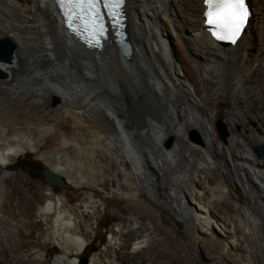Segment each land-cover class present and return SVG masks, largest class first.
<instances>
[{
  "label": "bare ground",
  "instance_id": "bare-ground-1",
  "mask_svg": "<svg viewBox=\"0 0 264 264\" xmlns=\"http://www.w3.org/2000/svg\"><path fill=\"white\" fill-rule=\"evenodd\" d=\"M246 1L249 15L241 35L234 44H222L204 23L202 0H125V39L130 47L125 56L112 34L99 51L80 46L65 28L56 0H0V37L7 36L16 45L10 62L0 60L7 77L0 80V90L17 84L21 94L28 83L36 95L53 91L61 103L69 97L76 105L69 108L65 102V110L52 113L46 103L0 104V264H76L94 236L104 196L113 193L128 197L135 211L115 224L108 243L91 255L89 264H187L168 231L140 221L145 214L140 212L145 209L141 192L157 206L173 207L172 202L179 211L184 206L208 228L215 225L223 232L227 226L235 246L240 226L260 239L251 207L240 212L230 202V211H219L210 205L213 197L224 202L229 192L226 180L213 186L208 175L211 166L223 161L233 181L256 188L254 203L264 208V155L255 151L264 145V0ZM46 83L50 85L44 88ZM225 88L234 91L236 108L229 122L231 133L223 143L214 126L218 109L213 101ZM142 97L151 100L158 115L145 114L144 126H136L126 113L129 104ZM179 102L184 105L182 120ZM242 106L254 108L252 119L240 111ZM95 109L105 118L106 130L85 120ZM53 117L58 119L54 124ZM67 121L75 123L69 133L64 132ZM237 124H242V132L235 130ZM189 127L197 128L202 138L192 133L191 140ZM49 137L56 140L55 146L40 151ZM167 138L183 148L177 180L184 182V201L178 199L174 186L170 201L160 197L150 169L151 163L163 171L164 162L176 155V149L162 146ZM69 145L75 157L68 155ZM26 152L86 191L85 196L69 203L42 183H36L32 192L25 191L26 175L6 169Z\"/></svg>",
  "mask_w": 264,
  "mask_h": 264
},
{
  "label": "rangeland",
  "instance_id": "rangeland-1",
  "mask_svg": "<svg viewBox=\"0 0 264 264\" xmlns=\"http://www.w3.org/2000/svg\"><path fill=\"white\" fill-rule=\"evenodd\" d=\"M125 12L127 19L128 15H127L126 5H125ZM132 20L133 18L131 14V24H132ZM141 21L143 22V24H145L143 20ZM126 23H127L126 30H128L127 20ZM149 27H151V25ZM130 29L131 31L129 32H131V37H129V41L132 42L133 40L132 38H134L135 35L133 24L131 25ZM109 67L110 65L108 64V67H106V69L109 70ZM3 77H6V74L5 76L0 77V80L1 79L7 80V77L6 78ZM44 83L42 82V84ZM49 85H50L49 83H46V85H44V88L49 87ZM9 87L11 88V90L7 88L5 89V91L0 90V104H3L4 106H14V105L16 106L22 103H29L30 105L37 106L38 104L41 105L43 103H46L48 106L47 110H50L51 112L55 111L57 108H60V111L65 110L67 108L63 106L65 102H66L65 104L68 103L67 105L69 106V108H74V106H76L75 103L72 102L71 98L69 97L66 98L64 103H61V100H57V96L54 95L53 91H43L38 93V95H36V92L34 90L35 88L29 85L28 83H26V88L22 90L21 94H17L20 92L19 90H21L20 88H18L17 84H13V85L11 84L9 85ZM213 103H215V106L218 109L217 113L214 116V126L216 129V133L220 141L226 143L231 133L229 124L231 123V118H232L231 116L233 110L236 108V95L232 89L225 88L224 93H222L220 96H217L213 101ZM178 106H179V118L182 120L184 119V115L180 111V108H183L184 105L182 102H179ZM239 108L241 112L249 115V118L252 119L251 116H254V114H251L250 112L254 110V108L247 109L244 108L243 106ZM126 115L128 116V109ZM61 116L62 115L59 114L58 119ZM9 118H11L9 119V121L11 122L12 117ZM58 119H55V117H53L52 123L53 122L56 123ZM85 120L88 123H90L89 125L92 124L91 125L92 127L100 126V128L105 130L108 128L105 118L96 109L93 110L92 113L87 114V116H85ZM67 122L68 123L64 128V132L69 133L71 132V130H73L75 123L72 121H67ZM244 125H248V124H244ZM218 126H222V130H224V133H226L224 138L221 137ZM248 128L249 127L247 126L246 127L247 131ZM52 130H54V128H52ZM235 130L242 132V124H237L235 126ZM188 133H189V138L191 140H193L192 133H197L199 137L201 136L202 138V134L197 128L189 127ZM69 137H70L69 138L70 142L73 143L72 140L73 134H70ZM45 140L46 141H44V143L42 141V143L40 144V149H39L40 151L50 150L55 146L56 140L54 138L49 137L46 138ZM175 142L176 140L174 138H167L162 143V146H164L167 149H174V150L176 149L175 151L176 155L173 158L174 160L173 159L171 160L170 158L166 162H164L165 165L163 167V171L151 165L149 159L148 162L150 163L151 171L154 173L156 177V187L160 193V197L166 198L168 201H170L168 195L172 194L171 187L174 186L177 192H179L180 194L178 196V199H180V201L182 200L184 201L183 199L184 191H182L184 189V182L177 180L178 178L177 171L181 167L180 159H183L184 156V155L182 156L183 148H181V146L177 147ZM67 151L70 157H75L76 151L72 147V145H69ZM216 158L217 160L221 161L220 154L216 155ZM234 158L235 159L237 158L236 154L234 155ZM222 162L217 167L211 166L212 168L211 167L209 168L210 170V172L208 173L210 180L209 182L211 183V185L215 186L216 182L222 179L226 180L228 184L227 186H228L229 195L228 197L224 198L223 200L224 202H219L216 200L215 197H213L214 199L211 201L210 205L213 206L214 208H217V210L219 211H223V210L230 211L229 210L230 206H228L230 202L235 203V205L238 208H240L239 209L240 212H244L246 208L251 207V209H253L257 217V221H258L257 227L259 229L257 231H259L260 233V239L257 240V238L252 232L251 233L247 232L244 226L242 227L240 226L236 231V235H235L236 245L238 246H235L233 245L231 238H228L229 232L226 231L227 226H225L223 232L218 231L215 225H212L208 228L206 227V225H204V223L199 224V222L194 220L192 216H190V213L186 211L187 209H184V206L180 207V211L179 208L172 202L169 203H171L170 205H172L173 207L167 204L164 206H157L156 203L143 192H141L140 197H141V201H143L145 204V209L141 210L140 212H145V214L144 217L140 219V221L145 223L152 222V224L157 225L158 228L168 231L171 238H173L174 243L180 245L181 254L184 257L183 261H185L187 264H264V208L262 206L260 208L258 205L261 204H259L258 202L254 203L256 202L255 201L256 188L250 185L248 186L245 182L236 183V181H233V179H231L230 177L231 174L229 170L230 168L225 163L223 164ZM23 163L25 165H22ZM43 169H48L50 171H53V169L43 159L37 158L33 152H26L25 154L20 156L18 160H16L13 164H10L7 167L6 171L14 172V173L21 172L24 175H26L27 181L24 183L23 189L28 192H32L36 190V188L34 187L36 183H38L39 185H41L42 183L43 188L49 189L50 187H52L54 190L53 194H63L69 203L71 202L75 203L77 199L82 198V195L85 196L86 191L84 190L82 191V189H76V187L70 184L67 181V179L63 176L61 177L62 181L66 183L68 187H58L55 185H49L44 180L42 173ZM163 175L165 176V179H163ZM3 177L8 178L7 175H4ZM187 183L188 182L186 181L185 185H188ZM85 189L87 190L89 188L85 187ZM208 192L209 190H207L204 195L207 198V201L211 199L209 198L210 194ZM104 199H105L104 203L101 204L102 209L100 211L101 213L98 217V221L95 225H93L94 236L91 239V241H89V243L86 244L85 248L79 254V259L76 264H89L91 255L96 251H100L108 243L110 230L115 226V224L121 221L122 218H127L131 216L133 211H135L133 206H131L128 197L113 193L104 196ZM193 202L194 201L192 202L190 201L188 203L189 205H193L194 204ZM155 208H159V212H157ZM256 209H258L259 211ZM179 212L181 213V217L178 216ZM228 213L235 216V213L232 211ZM233 220L235 221V224L239 223V220L237 219H233ZM109 221L112 222L108 226V228L105 231L102 230L101 226ZM158 238L161 239V236H158ZM99 239L103 240L102 244L98 243ZM91 247H94L95 250L92 253H89Z\"/></svg>",
  "mask_w": 264,
  "mask_h": 264
},
{
  "label": "water",
  "instance_id": "water-1",
  "mask_svg": "<svg viewBox=\"0 0 264 264\" xmlns=\"http://www.w3.org/2000/svg\"><path fill=\"white\" fill-rule=\"evenodd\" d=\"M125 38H126L125 36H122V38L117 42V45L119 46V50L125 56H128L130 54V47ZM79 45L83 47L81 43H79ZM90 49H95L96 51L100 50L95 47L90 48ZM15 50H16V45L9 37L7 36L0 37V60L1 61L10 62ZM2 76H5V74L4 72L0 70V77ZM120 90L122 93L126 94V89L124 85L122 84L120 85ZM57 100L59 99L57 98ZM145 114H148L152 117H157L158 115V112L155 106L152 104L151 100L148 97H142L140 101L131 102L129 104L128 117L132 124L136 126H144L145 124L144 115ZM218 128H219L221 137L224 138L226 133H224V130H222V126H218ZM255 151L259 157H262L264 155V145L256 146ZM42 173H43L44 180L49 185H55L58 187H68V185L64 183L58 175L51 172L50 170L43 169Z\"/></svg>",
  "mask_w": 264,
  "mask_h": 264
},
{
  "label": "snow or ice",
  "instance_id": "snow-or-ice-1",
  "mask_svg": "<svg viewBox=\"0 0 264 264\" xmlns=\"http://www.w3.org/2000/svg\"><path fill=\"white\" fill-rule=\"evenodd\" d=\"M121 2L115 0L113 5L106 6L119 7ZM65 3L68 7L83 6L86 3L90 9L95 10L101 0H65ZM208 3L211 9L208 12V23L224 30L225 34L218 36L219 39H231L234 42L247 16L244 0H208ZM93 15L98 17L99 14L94 12ZM97 30L103 31L102 27Z\"/></svg>",
  "mask_w": 264,
  "mask_h": 264
},
{
  "label": "trees",
  "instance_id": "trees-1",
  "mask_svg": "<svg viewBox=\"0 0 264 264\" xmlns=\"http://www.w3.org/2000/svg\"><path fill=\"white\" fill-rule=\"evenodd\" d=\"M22 165H25V164L23 163ZM111 222L112 221L106 222L104 225L101 226V229L105 231L108 228V226L111 224ZM98 243L102 244L103 240L99 239ZM94 250H95L94 247H91V249L89 250V253H92Z\"/></svg>",
  "mask_w": 264,
  "mask_h": 264
}]
</instances>
